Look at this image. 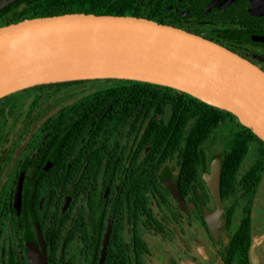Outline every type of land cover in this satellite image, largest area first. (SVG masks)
I'll return each mask as SVG.
<instances>
[{"label":"flooded vegetation","instance_id":"flooded-vegetation-1","mask_svg":"<svg viewBox=\"0 0 264 264\" xmlns=\"http://www.w3.org/2000/svg\"><path fill=\"white\" fill-rule=\"evenodd\" d=\"M32 1L0 0V27ZM152 1L156 19L264 73V0ZM45 91L40 104L0 115V264H264V169L256 187L245 180L253 145L250 164L223 185L226 137L206 141L193 168L186 136L161 146L158 105Z\"/></svg>","mask_w":264,"mask_h":264},{"label":"water","instance_id":"water-1","mask_svg":"<svg viewBox=\"0 0 264 264\" xmlns=\"http://www.w3.org/2000/svg\"><path fill=\"white\" fill-rule=\"evenodd\" d=\"M98 80L190 95L229 114L264 150V73L213 40L127 15L71 13L0 27V99L39 85ZM218 182L219 165L209 185L215 198Z\"/></svg>","mask_w":264,"mask_h":264},{"label":"trees","instance_id":"trees-1","mask_svg":"<svg viewBox=\"0 0 264 264\" xmlns=\"http://www.w3.org/2000/svg\"><path fill=\"white\" fill-rule=\"evenodd\" d=\"M153 4L154 1L152 0H35L30 3L29 9L23 15H18L12 22L71 13H86L143 17L172 25L155 18L151 9ZM85 88L98 89L93 94L89 93L88 96L94 95L106 99V102L109 103L119 98L118 103L128 105L140 103L144 109L148 106L151 109L152 106L158 105L160 116L159 132L160 137L163 138L160 141L161 146L166 144L169 147L167 150H170L172 146L176 148L182 142L181 137L186 136L184 142L187 146L185 149L183 148L182 154H188L193 168L199 157L200 147L206 141H214L217 137L220 139L221 137H226V149L223 152L221 166L223 185L224 181L228 183L236 176L238 168L249 153V147L253 145L258 159L253 162L250 170L246 172L245 180L250 178L248 183L253 184L252 179H254L253 186H257L264 169V150L262 146L254 141L229 114L171 88L118 80L77 81L39 85L0 99V115L4 113L5 108H10L9 111L13 114L18 111L15 106L29 103L40 104L43 102L42 98L47 95L45 91L47 89ZM165 113L170 116L169 123H166L162 118ZM0 119L6 118L0 116ZM189 120L190 129L186 134L184 131ZM172 136L175 137V140L170 143L171 140L168 137ZM166 140L169 143H165Z\"/></svg>","mask_w":264,"mask_h":264},{"label":"rangeland","instance_id":"rangeland-1","mask_svg":"<svg viewBox=\"0 0 264 264\" xmlns=\"http://www.w3.org/2000/svg\"><path fill=\"white\" fill-rule=\"evenodd\" d=\"M226 134V133H225ZM226 136H227V134H226ZM225 138V137H224ZM225 141L226 140H223V141H221V143H225ZM250 154H248V156L245 158V160L243 161V163H242V167H246V166H248V164H250ZM262 200V199H261ZM256 257V256H255ZM256 259H257V257H256ZM182 264H195V263H193V262H183Z\"/></svg>","mask_w":264,"mask_h":264}]
</instances>
